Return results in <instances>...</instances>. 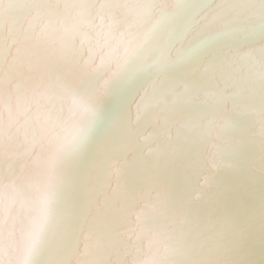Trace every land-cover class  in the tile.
I'll return each mask as SVG.
<instances>
[{
  "label": "snow or ice",
  "instance_id": "obj_1",
  "mask_svg": "<svg viewBox=\"0 0 264 264\" xmlns=\"http://www.w3.org/2000/svg\"><path fill=\"white\" fill-rule=\"evenodd\" d=\"M0 264H264V0H0Z\"/></svg>",
  "mask_w": 264,
  "mask_h": 264
}]
</instances>
